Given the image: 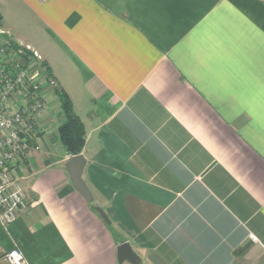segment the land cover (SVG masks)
I'll use <instances>...</instances> for the list:
<instances>
[{
    "label": "crops",
    "instance_id": "1",
    "mask_svg": "<svg viewBox=\"0 0 264 264\" xmlns=\"http://www.w3.org/2000/svg\"><path fill=\"white\" fill-rule=\"evenodd\" d=\"M0 13V36L40 53L84 122L95 199L66 170L53 93L0 264L15 247L25 264H132L125 241L140 264H264V0H0Z\"/></svg>",
    "mask_w": 264,
    "mask_h": 264
},
{
    "label": "built area",
    "instance_id": "2",
    "mask_svg": "<svg viewBox=\"0 0 264 264\" xmlns=\"http://www.w3.org/2000/svg\"><path fill=\"white\" fill-rule=\"evenodd\" d=\"M20 46L17 50L9 39L0 40V222L4 226L27 207L16 170L32 151L41 148V116L55 94V82L48 78L40 53L31 45ZM5 259L8 264L26 263L17 247Z\"/></svg>",
    "mask_w": 264,
    "mask_h": 264
},
{
    "label": "trees",
    "instance_id": "3",
    "mask_svg": "<svg viewBox=\"0 0 264 264\" xmlns=\"http://www.w3.org/2000/svg\"><path fill=\"white\" fill-rule=\"evenodd\" d=\"M2 14L0 13V25L2 23ZM1 39H9L6 35L0 36ZM10 46L15 49H20L21 46L13 39H9ZM45 67L47 76L50 78V68L46 62H42ZM55 94L60 102V113L62 123L58 128V138L60 143L65 147L66 151L71 155L80 154L85 146L87 130L84 122L76 114L73 102L69 94L59 86L54 88Z\"/></svg>",
    "mask_w": 264,
    "mask_h": 264
},
{
    "label": "water",
    "instance_id": "4",
    "mask_svg": "<svg viewBox=\"0 0 264 264\" xmlns=\"http://www.w3.org/2000/svg\"><path fill=\"white\" fill-rule=\"evenodd\" d=\"M85 163V158L82 154L73 155L66 163V170L70 174L75 189L87 200V202L93 203L95 200L94 196L82 176ZM95 210L106 222H111L108 214L101 206L96 205ZM117 255L120 263L123 261H129L132 264H140L139 257L133 250L131 243L128 241L122 242L117 246Z\"/></svg>",
    "mask_w": 264,
    "mask_h": 264
},
{
    "label": "rangeland",
    "instance_id": "5",
    "mask_svg": "<svg viewBox=\"0 0 264 264\" xmlns=\"http://www.w3.org/2000/svg\"><path fill=\"white\" fill-rule=\"evenodd\" d=\"M0 33H2V31H1ZM57 86H58V85L55 84V88H56ZM50 87H54V85L50 86V84H48V88H50Z\"/></svg>",
    "mask_w": 264,
    "mask_h": 264
}]
</instances>
